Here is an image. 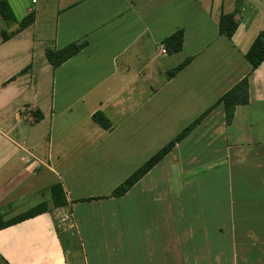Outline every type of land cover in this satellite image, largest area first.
I'll use <instances>...</instances> for the list:
<instances>
[{"label": "crops", "instance_id": "1", "mask_svg": "<svg viewBox=\"0 0 264 264\" xmlns=\"http://www.w3.org/2000/svg\"><path fill=\"white\" fill-rule=\"evenodd\" d=\"M14 1L0 0L12 14L0 12V213L49 211L0 231V264H264V63L253 71L246 59L264 0H21L20 18ZM236 11L229 40L218 23ZM179 31L171 55L165 41ZM72 44L84 48L54 70L47 50ZM247 77L250 102L231 125L213 109L112 197Z\"/></svg>", "mask_w": 264, "mask_h": 264}, {"label": "trees", "instance_id": "2", "mask_svg": "<svg viewBox=\"0 0 264 264\" xmlns=\"http://www.w3.org/2000/svg\"><path fill=\"white\" fill-rule=\"evenodd\" d=\"M0 12L5 20H8L12 14L11 9L7 3H0ZM35 16L33 14L26 17L21 23L19 33L24 29L30 27L34 23ZM220 35L231 40L236 34L239 24L237 20V11L230 14H222L218 23ZM184 43V32L179 31L169 37L165 41V46L171 55H176L182 52ZM83 45L72 44L62 50H47L46 57L49 64L54 70L61 67L67 61L78 55L82 50ZM246 59L250 63L252 70L255 71L264 63V32H262L255 40L249 51L246 53ZM190 63V60H186L176 69L169 73V78L172 79L183 71ZM249 79L248 77L242 80L232 90H230L215 106L206 112L199 120L192 124L189 128L183 131L173 142L165 146L159 153L152 157L146 164H144L139 170H137L127 181L120 185L112 194V197L120 198L128 194L136 184L143 179L150 171L154 169L164 158L180 143L197 125L203 121L213 109L218 106L224 108L226 114V122L231 125L234 119V115L237 107L246 106L250 102L249 93ZM40 114H37L36 122H40ZM94 121L104 130L109 131L112 128L110 120L103 114L97 113L94 115ZM52 203L54 209H59L67 206L64 190L61 185H56L51 190ZM48 204L43 203L29 211L18 215L11 219H6L0 213V231L8 229L12 226L18 225L30 219H34L43 214L48 213Z\"/></svg>", "mask_w": 264, "mask_h": 264}, {"label": "rangeland", "instance_id": "3", "mask_svg": "<svg viewBox=\"0 0 264 264\" xmlns=\"http://www.w3.org/2000/svg\"><path fill=\"white\" fill-rule=\"evenodd\" d=\"M38 4L39 5L44 4V0H39ZM47 6L49 9H52L53 7H55V5L53 3H48ZM13 8H14L13 11L15 12V13L14 12L13 13L15 14L16 18H20V17H22V15L24 13L25 3H23L21 0H15ZM49 12H51V11L49 10ZM20 56L22 57V55H20Z\"/></svg>", "mask_w": 264, "mask_h": 264}, {"label": "built area", "instance_id": "4", "mask_svg": "<svg viewBox=\"0 0 264 264\" xmlns=\"http://www.w3.org/2000/svg\"><path fill=\"white\" fill-rule=\"evenodd\" d=\"M166 50L163 51V54H166ZM30 120L32 121V123H34L36 121L35 117L31 115Z\"/></svg>", "mask_w": 264, "mask_h": 264}]
</instances>
